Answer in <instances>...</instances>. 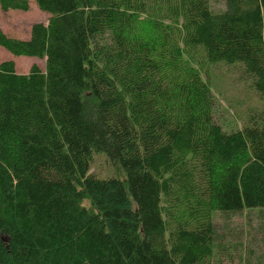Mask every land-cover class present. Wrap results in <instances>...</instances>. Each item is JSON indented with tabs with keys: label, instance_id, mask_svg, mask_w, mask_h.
Listing matches in <instances>:
<instances>
[{
	"label": "trees",
	"instance_id": "16d2710c",
	"mask_svg": "<svg viewBox=\"0 0 264 264\" xmlns=\"http://www.w3.org/2000/svg\"><path fill=\"white\" fill-rule=\"evenodd\" d=\"M50 15L30 38L0 29L16 57L8 114L59 182L15 186L0 264H212V213L264 208V110L228 133L203 62L240 64L264 99V0H0ZM203 60V61H202ZM117 164L98 179L94 155Z\"/></svg>",
	"mask_w": 264,
	"mask_h": 264
},
{
	"label": "rangeland",
	"instance_id": "374dc122",
	"mask_svg": "<svg viewBox=\"0 0 264 264\" xmlns=\"http://www.w3.org/2000/svg\"><path fill=\"white\" fill-rule=\"evenodd\" d=\"M216 13L225 10L224 0H210ZM50 15L41 11L35 1L28 12H3L0 29L14 39L30 38L32 26L48 24ZM14 61L20 75L33 65L46 69V59L16 57L0 46V64ZM203 61V60H202ZM204 78L217 101L216 116L224 131L236 132L248 126L250 119L264 110V99L256 92L240 64L203 62ZM8 77L0 73V229L16 227L15 186L21 181L59 182L49 160L35 161L26 144L21 124L8 114ZM98 179L119 178L122 172L106 154L94 155L91 172ZM216 231L212 264H264V208L239 213H212Z\"/></svg>",
	"mask_w": 264,
	"mask_h": 264
}]
</instances>
